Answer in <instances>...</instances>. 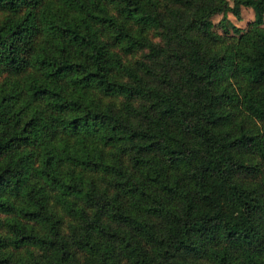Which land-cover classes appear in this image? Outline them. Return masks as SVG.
Segmentation results:
<instances>
[{
    "label": "trees",
    "instance_id": "obj_1",
    "mask_svg": "<svg viewBox=\"0 0 264 264\" xmlns=\"http://www.w3.org/2000/svg\"><path fill=\"white\" fill-rule=\"evenodd\" d=\"M241 5L0 0V264H264V26L210 19Z\"/></svg>",
    "mask_w": 264,
    "mask_h": 264
},
{
    "label": "rangeland",
    "instance_id": "obj_2",
    "mask_svg": "<svg viewBox=\"0 0 264 264\" xmlns=\"http://www.w3.org/2000/svg\"><path fill=\"white\" fill-rule=\"evenodd\" d=\"M229 4L232 5L233 0H228ZM10 14L9 12H6L2 9H0V18ZM258 15L262 19L261 25L264 26V11L263 10H255L251 6L241 5L239 9V15H234L230 10L216 12L211 15L210 19L212 23H214L213 28L216 32H218L221 36H239L240 34L247 31V29L252 24V21L254 20L255 16ZM148 36L152 40H157L158 36L154 33V30L151 29L148 32ZM146 50H137L133 54H130L126 56V58L132 60V59H143L145 55ZM232 108V107H231ZM235 110L234 108H232ZM236 111V110H235ZM234 111V114H235ZM233 114V119H234ZM239 119L238 117H235L234 122ZM256 122V121H255ZM257 125L261 129V134L264 135V124L262 122H257ZM239 154L242 157L249 158L250 161L256 164V167L258 168V171L255 175L252 174V176L255 177L256 180L264 177V163L261 160L260 156L255 152L248 151L245 149H242L239 151Z\"/></svg>",
    "mask_w": 264,
    "mask_h": 264
}]
</instances>
